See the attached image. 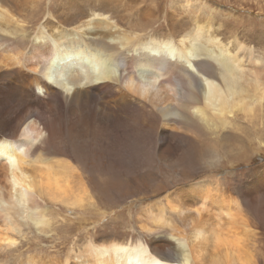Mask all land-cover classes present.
I'll use <instances>...</instances> for the list:
<instances>
[{"label": "bare ground", "instance_id": "bare-ground-1", "mask_svg": "<svg viewBox=\"0 0 264 264\" xmlns=\"http://www.w3.org/2000/svg\"><path fill=\"white\" fill-rule=\"evenodd\" d=\"M38 1L0 0V217L6 226L22 212L36 226L45 227L49 222L42 211H37L42 191L57 202L71 200L68 204L73 207H81L87 200L84 189L81 195H75L66 178L56 177L57 167L61 174L75 173L67 163L45 164L41 167L43 175H30L25 164L32 162L40 148L48 153L64 141L98 138L106 155L122 169L127 160L132 163L140 158L131 141H111V124L124 123L139 134L149 131L151 140L155 137L152 150L167 163L176 158L175 152L183 142L170 141L162 128L152 129L153 119L162 126H190L195 121L220 131L238 116L251 121L257 109L264 107V58L228 29L217 31L208 19L187 27L177 23L174 13V25L169 23L166 33H137L121 28L120 20L110 11L119 3L117 0H88L86 4L90 6L85 4V11L73 4L74 0H60L53 12L47 11V20L38 27L28 47L22 36L16 40L4 37L2 34L12 25L23 28V13L34 10ZM150 16L145 10L139 18L145 23ZM112 28L119 34L113 36ZM14 42L22 47L14 46ZM73 72L76 74L71 77L69 73ZM111 96L117 97L114 107L107 102ZM111 117L119 121L112 123ZM213 146L210 154L205 152L208 155L202 158H218ZM198 160L189 156V161L177 167L198 164ZM177 167L166 172L177 174ZM184 174L181 172L172 184H182ZM222 181L216 182L222 186L217 187V193L197 185L166 200L182 228L171 226L176 232L170 234L174 242L152 239L151 249L141 239L112 235L111 242L105 245L89 243L87 256L80 264H236L246 257L241 264H253L239 239L240 234L247 236L251 225L241 217L242 209L234 198L230 200L235 213H231V204L225 206V211L223 207L218 210L224 211L227 227L212 230L214 247L208 252L201 212L207 208V199L216 203L214 199L221 200L223 190L231 191ZM263 188L261 167L247 182L245 196L255 203ZM197 200H201L197 209L188 206ZM3 239L0 229V242Z\"/></svg>", "mask_w": 264, "mask_h": 264}, {"label": "rangeland", "instance_id": "rangeland-1", "mask_svg": "<svg viewBox=\"0 0 264 264\" xmlns=\"http://www.w3.org/2000/svg\"><path fill=\"white\" fill-rule=\"evenodd\" d=\"M59 1L39 0L34 10H26L23 13L24 24H20L23 28L12 25L2 35L13 40H16L18 35L22 36L25 46L28 47L38 27L47 20V11L53 12L58 7ZM117 1L119 3L110 7L112 10L109 9L120 20V26L125 31L166 33L167 25L169 23L174 25L171 21L174 13L178 16L177 23L187 27H191L194 22L202 21L203 23L208 19L215 29H219L217 31L228 29L231 34L241 37L253 46L255 54L264 58V0ZM72 2L79 9L84 10L88 0ZM145 10L149 11L151 16L144 23L139 16L143 15ZM111 34L118 35L119 30L112 28ZM13 44L19 49L22 47L16 42ZM69 74L72 77L76 73ZM34 92L39 94L35 88ZM115 98L117 97L111 96V100L107 99L113 107L116 105ZM101 99L106 101V97ZM255 114L256 118L251 121L238 116L220 131L207 129L195 121V124L190 126L185 124L162 126L153 119L150 124L152 129L162 128L167 132L170 141L183 142L180 144L182 147H178L175 152L176 158L167 163L159 159L152 150L155 137L151 140L152 134L149 131L146 134H139L131 130L129 124L124 123L111 124V141L116 138L131 141L132 144L134 143V151L140 158L132 163L127 160L122 169L114 164L111 156L109 158L106 155L103 143L98 138H80L75 142L64 141L53 149L47 150L48 153L40 148L39 152L37 151L38 154L36 153L38 156L35 155L32 162L25 164L30 175L44 173L41 167L45 164L67 163L75 169L76 175L73 174L75 177L59 173L58 167L55 169L56 177L66 178L75 195L78 193L81 195L80 190L84 189L87 200H84L81 207H73L68 204L71 200L57 202L42 191V196L40 195L42 200L37 201L38 207L40 206L37 211H42L49 222L43 228L36 226L27 213L20 212L12 218L11 222L8 221V226L3 221L4 218L0 217V229L3 230L4 235V239L0 242V264H80L82 257L87 256L85 251L89 243L105 245L111 242L112 235L133 241L141 239L150 248H153L152 239L164 238L174 242L171 235H175L176 232L171 229V226L182 228L178 216L171 213L166 200H173L176 193H180L181 190L187 191L197 185H201L202 190H215L217 193V190H220L217 187L222 188V186L216 182L223 179L225 181L222 182H226L231 191L223 190L224 193L219 194L221 200L216 199L211 192L210 195L215 198L216 203L214 201L211 203V198L207 199V208L201 212V218L205 220L206 227L204 234L207 233L205 235L208 237L206 245L208 252H212L214 247L212 241L215 239L212 238V230H220L222 227L221 230H224V227H227L226 217L223 214L225 206L228 207V204H231V213H235L232 202L237 200L240 210L242 209L241 217L251 225L247 236L239 235V239L242 240L240 245L245 246V252L252 256L253 264H264V188L259 192L255 203H251L245 196V187L251 180L254 170L264 167V107L257 109ZM117 121H119L117 117H111L112 123ZM182 135L187 136L188 139L180 137ZM211 146L218 153V158L210 160L202 158L210 154ZM109 153L111 155V149ZM189 156L198 157L199 163L188 166L186 164L184 168L177 167L178 164L189 161ZM206 162H212L213 165L209 166ZM175 167H177V174L166 172L169 168ZM181 172L185 173L183 176L186 175L185 181L183 180L182 184L173 185L172 183L180 177ZM105 186L109 189H100ZM230 198L234 200L231 201ZM200 201L189 203L188 206L197 209ZM221 208L223 212L218 211ZM220 213L222 214L219 215ZM169 220L172 221L169 222ZM237 232L241 230H236L235 233ZM214 233L216 234V231ZM247 258L240 259V262L236 264L245 262Z\"/></svg>", "mask_w": 264, "mask_h": 264}]
</instances>
